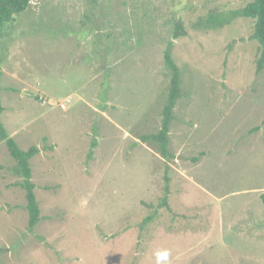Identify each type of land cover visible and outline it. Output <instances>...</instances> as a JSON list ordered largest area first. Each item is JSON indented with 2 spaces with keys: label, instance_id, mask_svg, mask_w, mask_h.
I'll return each mask as SVG.
<instances>
[{
  "label": "rangeland",
  "instance_id": "374dc122",
  "mask_svg": "<svg viewBox=\"0 0 264 264\" xmlns=\"http://www.w3.org/2000/svg\"><path fill=\"white\" fill-rule=\"evenodd\" d=\"M250 1L31 0L0 29V120L39 150L40 211L28 230L0 140V264H264V72L232 17ZM167 48L162 158L141 137L160 129ZM166 183L169 210L141 230Z\"/></svg>",
  "mask_w": 264,
  "mask_h": 264
},
{
  "label": "trees",
  "instance_id": "16d2710c",
  "mask_svg": "<svg viewBox=\"0 0 264 264\" xmlns=\"http://www.w3.org/2000/svg\"><path fill=\"white\" fill-rule=\"evenodd\" d=\"M31 0H0V29L13 21V16L24 12L29 8ZM239 17L252 22L251 37L257 44V55L254 60L255 72H264V0H252L241 9L235 11L232 17ZM209 23L222 26L224 23H229V20L222 19L218 16H210ZM176 32V31H175ZM176 36V33H173ZM164 62L170 74L169 89L165 104L162 109V122L159 131L150 136L141 137L143 142L151 140L155 149L160 153L162 158H166L168 154L167 141L170 123L173 119V108L180 95V77L179 70L171 59L168 48L164 52ZM3 111L0 101V115ZM0 140L5 142L10 157L14 161L11 172L19 181L17 185L24 191L25 209L27 211V228L32 230L40 221V211L36 197L34 194L35 185L32 182V170L30 161L39 152L35 146H30L28 149H20L12 137H9L0 120ZM96 147L95 139L91 141V149ZM194 161L196 159H193ZM168 182V178L165 177ZM169 186L166 183L162 189V196L158 199L156 205L149 203L145 207L151 212L142 219L140 229L143 230L149 223L158 215L159 208L169 210L168 205Z\"/></svg>",
  "mask_w": 264,
  "mask_h": 264
}]
</instances>
